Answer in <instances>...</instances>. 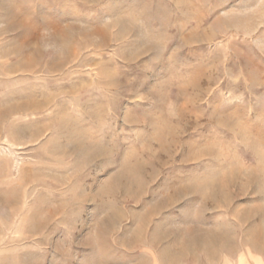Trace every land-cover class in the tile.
Wrapping results in <instances>:
<instances>
[{
    "label": "rangeland",
    "instance_id": "obj_1",
    "mask_svg": "<svg viewBox=\"0 0 264 264\" xmlns=\"http://www.w3.org/2000/svg\"><path fill=\"white\" fill-rule=\"evenodd\" d=\"M3 136L0 264H264V0H0Z\"/></svg>",
    "mask_w": 264,
    "mask_h": 264
},
{
    "label": "bare ground",
    "instance_id": "obj_2",
    "mask_svg": "<svg viewBox=\"0 0 264 264\" xmlns=\"http://www.w3.org/2000/svg\"><path fill=\"white\" fill-rule=\"evenodd\" d=\"M1 141H2L3 144H6L8 146V150L6 151L5 149H3L0 146V156L1 157L4 156L5 158H8V159H10L11 157H14L13 156V151H14L13 148L16 146V144L8 136H3V138H1Z\"/></svg>",
    "mask_w": 264,
    "mask_h": 264
}]
</instances>
